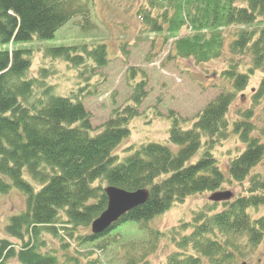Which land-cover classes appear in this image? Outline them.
<instances>
[{"label": "trees", "instance_id": "16d2710c", "mask_svg": "<svg viewBox=\"0 0 264 264\" xmlns=\"http://www.w3.org/2000/svg\"><path fill=\"white\" fill-rule=\"evenodd\" d=\"M75 4L76 0H0V45L12 47L0 50V194L15 188L24 195L23 210L10 215L4 227L0 264L11 259L17 264H62L55 253L42 250L41 233L57 235L60 212L66 218L64 223L72 227L89 226L106 207L105 185L126 191L146 189L149 197L109 230L80 235L78 243L115 244L119 239L109 235L118 226L148 222L188 196L223 191L226 181H243L264 155V144L251 136L253 126L247 118L232 123V132L245 149L229 161L225 172L212 153L228 133L226 113L234 91L243 90L257 70L263 76L254 96L264 97V0H144L140 4L137 16L146 32L173 39L169 57L198 63L218 58L224 37L220 31L238 25L230 49L234 55L249 54L250 63L241 70L243 64L233 60L223 70L233 90L207 103L190 128L183 129L176 116L170 117L168 141L174 151L162 143L146 142L121 160L114 149L128 137L129 121L137 116L134 107L145 97L143 79L134 87L131 106L111 116L95 133L90 114L78 99L49 95L45 102L21 104L37 80L23 78L31 65L29 50L13 46L32 39L51 40L70 19L86 16ZM182 28L188 29L187 34L177 35ZM44 52L74 66L89 62L91 67L104 68L108 63L103 43L50 46ZM259 188L264 189V183L248 189L249 195L211 201L222 203L223 208L199 211L190 222L171 228L168 235L150 230L142 247L136 241L123 245L125 264H146L143 257L164 237L175 251L163 264H201V256L210 264L234 263L236 238L246 237L247 244L254 247L264 237V216L251 219L247 212L264 202L255 194ZM137 249L136 259L130 258Z\"/></svg>", "mask_w": 264, "mask_h": 264}, {"label": "rangeland", "instance_id": "374dc122", "mask_svg": "<svg viewBox=\"0 0 264 264\" xmlns=\"http://www.w3.org/2000/svg\"><path fill=\"white\" fill-rule=\"evenodd\" d=\"M76 2L75 6H81L86 16L70 19L55 32L51 40L32 39L13 46L29 50L31 65L23 78L37 80L31 95L26 100H21V104L31 106L39 101L45 102L49 95L78 99L89 112L90 125L95 133L111 116L131 106L130 97L134 87L143 79L146 84L145 97L140 105L134 107L137 116L129 121L128 137L114 149L113 154L117 155L118 160L146 142L162 143L174 151L175 146L168 141L170 117L176 116L183 129L190 128L207 103L219 94L233 90L230 79L222 75L223 70L233 60L243 64L239 68L241 70H246L250 63L249 54L240 52L239 55H234L230 49L238 25L220 31L224 37L222 52L218 58L198 63L193 59L169 57L172 55L173 39L166 40L162 34L152 35L146 32L137 16L138 7L144 0ZM155 10L159 14L160 11ZM142 27L143 32L140 31ZM187 32V28H182L177 35ZM99 43L105 44L107 48L108 63L104 68L91 67L93 65L89 62L74 66L61 58L49 57L44 52L50 46L93 47ZM7 48L12 47L0 45V50ZM262 76L260 70L255 71L245 88L233 93L226 113L228 133L212 150L218 166L224 172L229 161L245 149V144L232 132L234 121L247 118L246 121L253 126L251 136L264 144V97L254 96ZM25 178L31 182L26 173ZM32 183L36 189L40 187L33 180ZM261 183H264V155L243 181H226L222 190L231 192L233 198H236L249 195L248 189ZM210 194L203 192L188 196L183 202L174 204L148 222H127L118 226L109 237L114 236L119 241L110 246L106 241L101 244H98L99 241L78 243L80 235L91 233L90 225L72 227L64 223L66 218L60 212V221L54 226L57 235L46 232L40 235L44 240L42 250L55 253L62 264H125L123 245L136 241L142 247V242L149 240L150 230L168 235L171 228L190 222L199 211L210 207H213L212 212L221 210L222 203L213 204L208 199ZM255 194L264 199V189L259 188ZM23 208L24 195L15 188H11L7 194H0V239L6 237L4 227L9 216L19 213ZM247 212L251 219L263 217L264 202ZM167 239H159L155 250L147 252L142 260L146 264H163L166 257L175 251V247ZM233 249L235 262L227 264H264V237L254 247L247 244L246 237L236 238ZM138 254L139 249L129 257L136 259ZM7 264L17 262L11 259ZM201 264L210 262L201 256Z\"/></svg>", "mask_w": 264, "mask_h": 264}, {"label": "water", "instance_id": "95a60500", "mask_svg": "<svg viewBox=\"0 0 264 264\" xmlns=\"http://www.w3.org/2000/svg\"><path fill=\"white\" fill-rule=\"evenodd\" d=\"M103 192L107 198L106 207L90 224L91 233L95 235L109 230L123 214L143 204L149 197V191L146 189L126 191L112 185L105 186ZM231 197L232 193L229 191H217L209 196V200L218 202Z\"/></svg>", "mask_w": 264, "mask_h": 264}]
</instances>
